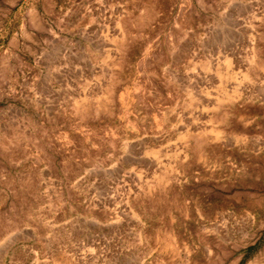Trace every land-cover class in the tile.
Segmentation results:
<instances>
[{
	"label": "rangeland",
	"instance_id": "374dc122",
	"mask_svg": "<svg viewBox=\"0 0 264 264\" xmlns=\"http://www.w3.org/2000/svg\"><path fill=\"white\" fill-rule=\"evenodd\" d=\"M0 264H264V0H0Z\"/></svg>",
	"mask_w": 264,
	"mask_h": 264
}]
</instances>
